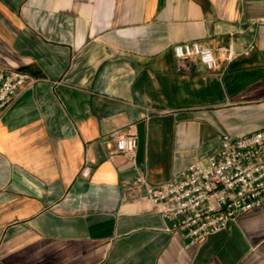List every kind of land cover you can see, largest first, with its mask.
<instances>
[{
  "label": "crops",
  "instance_id": "0c3cea01",
  "mask_svg": "<svg viewBox=\"0 0 264 264\" xmlns=\"http://www.w3.org/2000/svg\"><path fill=\"white\" fill-rule=\"evenodd\" d=\"M0 70L38 80L0 119V264H264V207L187 246L129 192L264 128V0H0ZM140 122L133 164L112 133Z\"/></svg>",
  "mask_w": 264,
  "mask_h": 264
},
{
  "label": "built area",
  "instance_id": "2783aa9c",
  "mask_svg": "<svg viewBox=\"0 0 264 264\" xmlns=\"http://www.w3.org/2000/svg\"><path fill=\"white\" fill-rule=\"evenodd\" d=\"M226 61L234 56L232 46L220 48ZM178 60L198 59L207 70L218 60L212 50L198 42L173 47ZM37 79L21 70H0V119ZM115 151L136 164L137 137L134 133L113 132ZM90 168L82 175L87 177ZM142 196L154 210L170 220V231L184 230L187 246L224 230L241 215L264 207V128L244 135L223 134L218 150L206 163H193L178 178L157 185L142 175L130 182V194Z\"/></svg>",
  "mask_w": 264,
  "mask_h": 264
},
{
  "label": "water",
  "instance_id": "95a60500",
  "mask_svg": "<svg viewBox=\"0 0 264 264\" xmlns=\"http://www.w3.org/2000/svg\"><path fill=\"white\" fill-rule=\"evenodd\" d=\"M137 128V151H136V162L141 163L143 158V129L144 123L140 122L136 126Z\"/></svg>",
  "mask_w": 264,
  "mask_h": 264
}]
</instances>
